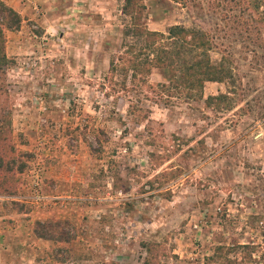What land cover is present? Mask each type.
Listing matches in <instances>:
<instances>
[{"label": "rangeland", "instance_id": "1", "mask_svg": "<svg viewBox=\"0 0 264 264\" xmlns=\"http://www.w3.org/2000/svg\"><path fill=\"white\" fill-rule=\"evenodd\" d=\"M1 1L20 17L0 108L23 168L0 264H264V0H143L146 28L208 45L134 80L109 69L123 0ZM193 60L218 79L180 82Z\"/></svg>", "mask_w": 264, "mask_h": 264}, {"label": "trees", "instance_id": "2", "mask_svg": "<svg viewBox=\"0 0 264 264\" xmlns=\"http://www.w3.org/2000/svg\"><path fill=\"white\" fill-rule=\"evenodd\" d=\"M120 13L123 20V40L130 37L131 41L126 42L123 56L110 59L109 69L114 71L117 66L115 62L119 61L120 64L123 63L126 71L130 72V77L133 80L135 77L142 79L149 72L150 67L159 69L162 71L163 77L167 78L166 73H168L169 66L172 65V51L179 55V47L186 46L195 49L208 45V39L203 32L188 29L181 25H170L165 32L146 28L140 22L143 13H145L143 0H123ZM19 23V14L0 0V74H3V68L8 61L4 52V29H17ZM127 54L129 55L127 56ZM139 55L144 56L139 58ZM149 55L151 56L148 57ZM178 71H180L178 78L180 82L183 79L185 82L196 83L203 80H216L218 79L217 71L219 72L218 69L208 63V60H204L203 63L193 60L191 64H185L183 71ZM168 77V80L172 82L171 77ZM9 132V111L3 112V108H0V193H13L15 191L18 175L23 168V162L17 157L10 141ZM145 250L150 252V246L147 245ZM152 257L155 255L153 254ZM234 263V260L227 259L225 263L218 262L217 264ZM146 264L151 263L146 262Z\"/></svg>", "mask_w": 264, "mask_h": 264}]
</instances>
